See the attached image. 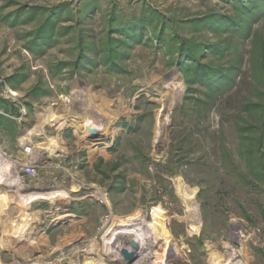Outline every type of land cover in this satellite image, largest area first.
Listing matches in <instances>:
<instances>
[{
	"label": "rangeland",
	"instance_id": "rangeland-1",
	"mask_svg": "<svg viewBox=\"0 0 264 264\" xmlns=\"http://www.w3.org/2000/svg\"><path fill=\"white\" fill-rule=\"evenodd\" d=\"M0 154V264H264V0H0Z\"/></svg>",
	"mask_w": 264,
	"mask_h": 264
},
{
	"label": "bare ground",
	"instance_id": "bare-ground-1",
	"mask_svg": "<svg viewBox=\"0 0 264 264\" xmlns=\"http://www.w3.org/2000/svg\"><path fill=\"white\" fill-rule=\"evenodd\" d=\"M182 87H183V84H182L181 79L179 78L177 82L171 81L170 84L166 88L167 89L170 88L173 90L174 93H176L177 91L179 92V90L182 91V89H183ZM67 98H69L68 100H71V101L73 100V96H69ZM85 98H87V97H83L82 99H85ZM170 99L172 101L174 99H176L175 95L173 97H171ZM167 108L168 107L166 106V103H164L163 108L160 109V114L158 116V123H157V129H156L158 139L163 138L164 135L166 134L167 127L165 125L166 124L165 111L167 110ZM41 114L43 116V120H46L48 118L47 117L48 112H43ZM80 116H76V118L80 119L81 118ZM50 117L53 118L52 115ZM67 117H68L67 114L66 115L61 114V115H58L57 118L59 120H65ZM82 120L85 121L87 119L84 117V119H82ZM54 123H57V122H54ZM85 128H86V132H88L90 134L92 133L94 136L96 134H98V132L103 131V130L105 131L104 134L108 133L106 131L107 129H103L100 122H96V121H94L93 123L91 121L90 122L86 121ZM104 128H106V127H104ZM34 129L32 131H34ZM92 130H95L96 132L93 133ZM100 134H102V133H100ZM85 136H86V134H85ZM104 139H105L104 137L100 136L99 138H96L94 140L96 143H95V147L92 150L93 152L98 151L101 148L98 145H101L102 144L101 141ZM57 150H58V146L54 145V146L49 148V152L45 153V156L52 157V156L56 155ZM0 156H1V154H0ZM1 184H3L5 187H2ZM9 187H12L11 182L5 177V173H3V171H0V197H4L3 200L6 199L5 191H8L7 189ZM21 189H22V187L20 185V186L15 188V192H19ZM68 197H70V195L67 191L61 190V189H56V190L49 191V192H34V193H30L29 195H26V196L22 195L21 196V203L23 205L24 204L29 205V204H32V203L38 201V200H45V201H57L58 200L59 201V199H66ZM0 207H4V205L3 204L1 205V203H0ZM138 219H139L138 215H133V216L129 217L128 219L123 220L122 224H124L123 225L124 228L119 229V232L116 233L115 231H111L110 233H108L107 237L105 238L106 243L108 245L106 247H107V251L109 253H113V254L117 253L119 255H120V252H119V250H117L115 248L116 245H117V247H119L122 250H123V248H126V249H129L130 251H134L137 253L138 257L144 256V258H142L141 261H138L139 262L138 264H147V262H145L146 261L145 258L147 257L145 254H147L148 249H150L149 247H151L154 243L152 242L153 241L152 237L148 236L143 223L140 220L137 222ZM196 230H197V228H196ZM158 231L161 232L160 228H158ZM118 234H120L122 238L124 237V240H121L118 242V240H119ZM163 235L166 236L167 243H169L170 241H169V238L167 237V235L165 233ZM134 243H136V245ZM112 245H115V246H112ZM155 254H156V252H155ZM234 257H235V251L231 252L230 255L227 256V258L225 257L224 264H234V262H231V260L233 261ZM214 261H216V259H214ZM167 264H169V263H167Z\"/></svg>",
	"mask_w": 264,
	"mask_h": 264
},
{
	"label": "water",
	"instance_id": "water-1",
	"mask_svg": "<svg viewBox=\"0 0 264 264\" xmlns=\"http://www.w3.org/2000/svg\"><path fill=\"white\" fill-rule=\"evenodd\" d=\"M93 133H95V130H92ZM136 245V243H134ZM123 253L126 256V258L130 261L133 262L137 257V253L134 251H130L129 249L124 248L123 249Z\"/></svg>",
	"mask_w": 264,
	"mask_h": 264
}]
</instances>
